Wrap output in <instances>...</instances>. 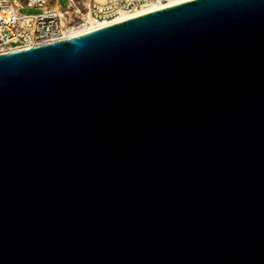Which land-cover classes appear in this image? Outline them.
I'll use <instances>...</instances> for the list:
<instances>
[{
  "label": "water",
  "instance_id": "water-1",
  "mask_svg": "<svg viewBox=\"0 0 264 264\" xmlns=\"http://www.w3.org/2000/svg\"><path fill=\"white\" fill-rule=\"evenodd\" d=\"M0 264H264V0L0 53Z\"/></svg>",
  "mask_w": 264,
  "mask_h": 264
},
{
  "label": "built area",
  "instance_id": "built-area-1",
  "mask_svg": "<svg viewBox=\"0 0 264 264\" xmlns=\"http://www.w3.org/2000/svg\"><path fill=\"white\" fill-rule=\"evenodd\" d=\"M171 0H0V52L29 48L61 40L84 28L89 20L110 21ZM23 8L38 9L24 13Z\"/></svg>",
  "mask_w": 264,
  "mask_h": 264
},
{
  "label": "bare ground",
  "instance_id": "bare-ground-1",
  "mask_svg": "<svg viewBox=\"0 0 264 264\" xmlns=\"http://www.w3.org/2000/svg\"><path fill=\"white\" fill-rule=\"evenodd\" d=\"M182 1H185V0H171L166 4H157V5H153L150 7H146V8H143L141 10H138L134 13L124 14V15H122L116 19L110 20V21L98 22V21H94V20H89L84 28H80L78 30L70 32L69 34L64 36V38H62L61 40L68 39V38H71V37H74V36L89 32V31H93L95 29H98V28H101V27H104V26H107L110 24H114V23H117L119 21H122V20H125L128 18H132V17L138 16L141 14H145V13L152 12V11H155V10H158L161 8H165V7L177 4V3L182 2ZM58 41H60V40H58ZM7 51H11V50H7ZM7 51H1L0 53L7 52Z\"/></svg>",
  "mask_w": 264,
  "mask_h": 264
},
{
  "label": "rangeland",
  "instance_id": "rangeland-1",
  "mask_svg": "<svg viewBox=\"0 0 264 264\" xmlns=\"http://www.w3.org/2000/svg\"><path fill=\"white\" fill-rule=\"evenodd\" d=\"M52 4H59L62 7H66L67 5V0H53ZM22 12L24 13H37L39 10L38 9H33V8H23L21 9Z\"/></svg>",
  "mask_w": 264,
  "mask_h": 264
}]
</instances>
